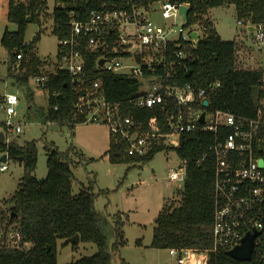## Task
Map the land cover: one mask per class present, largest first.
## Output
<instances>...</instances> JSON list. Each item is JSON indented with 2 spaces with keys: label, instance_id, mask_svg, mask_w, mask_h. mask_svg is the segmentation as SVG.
Here are the masks:
<instances>
[{
  "label": "trees",
  "instance_id": "trees-1",
  "mask_svg": "<svg viewBox=\"0 0 264 264\" xmlns=\"http://www.w3.org/2000/svg\"><path fill=\"white\" fill-rule=\"evenodd\" d=\"M55 6L50 14L51 34L57 41L66 38L69 31L70 8ZM62 1V0H61ZM189 7L187 26L210 27L204 19L212 9L231 5L237 23L242 27L264 26V0H173ZM85 11L95 7L93 2H82ZM46 13V0H28L27 3H15L10 0L7 6L6 20L15 26L14 32L4 31L0 37V46L6 52L7 80L12 86L26 89L27 109L32 108V94L28 90L30 80L41 77V60L36 56L35 43L40 33L34 35L29 44L25 35L29 24H38V19ZM81 21V0L76 1L75 16ZM212 25V24H211ZM238 45L234 41H223L214 27L205 31L197 47L189 50L185 72L176 76L177 84H189L197 89H207L209 84L219 83V87L209 92L207 101L210 110L222 111L235 116L251 118L255 111V97L260 72L236 68ZM81 54V45L79 47ZM20 54V60L16 55ZM96 53H83L85 58L84 77H70L64 71L54 70L46 76L43 90L47 94L46 109L39 115L45 123L67 126L72 130L81 125V119L74 115L78 100L91 87L93 81H99V93L108 103L118 106L119 116L129 118L138 134L155 137L170 133L169 120L174 114V105H156L138 109L130 102L137 92L138 81L132 77L115 76L100 71H92ZM57 56V55H56ZM18 63V72L13 66ZM132 129V128H130ZM214 141L207 133L184 134L180 136L179 146L175 149L164 148L158 141L152 140L144 157L127 156L126 140L109 137L106 158L109 164L144 165L156 154L165 150L173 152L178 161H185L186 173L183 189L176 204L164 205L158 213L152 230L149 248L154 250H192L205 252L212 248L211 231L213 218V176L214 165L211 160L200 162L207 147ZM0 152L7 160L19 162L23 176L19 180L13 195L5 201L10 205L7 213H2L8 224L18 227L23 241L29 244L25 251L0 252V264H57V241L68 244L69 239L78 236L79 243L92 244L96 248L94 255L83 257L72 264H111L112 255L107 250L104 226L107 224L94 209L96 196L92 186L73 195L74 162L82 155L70 147L65 153L59 152L52 144L44 147L47 174L44 180L37 181L32 176L37 161L34 143L18 146L14 141L0 144ZM21 159V160H20ZM115 242L111 253L123 246L121 223L114 217ZM124 264V263H123ZM207 264H264V262H238L227 255L226 250L208 252Z\"/></svg>",
  "mask_w": 264,
  "mask_h": 264
},
{
  "label": "built area",
  "instance_id": "built-area-1",
  "mask_svg": "<svg viewBox=\"0 0 264 264\" xmlns=\"http://www.w3.org/2000/svg\"><path fill=\"white\" fill-rule=\"evenodd\" d=\"M76 1L60 0L56 4L60 9L70 8V21L67 37L58 41L55 69L82 79L86 65L83 53H96L92 71L138 81L137 92L130 101L136 108L174 105L176 110L169 120V134L158 137L138 134L129 118L119 116L118 106L106 102L98 92L99 81H93L87 94L78 100L75 120L82 117L81 125L107 126L111 137L127 141V156L144 157L152 140L164 148L175 149L184 134L207 133L214 138L200 159V162L211 160L214 165L212 248L205 252L171 249L169 256L176 264H192L194 254L202 253L206 257L203 264H207L208 252H228L239 247L246 235H255L251 261L264 262V70H258L256 107L251 118L210 110L207 96L219 83L197 89L189 84L178 85L176 79L179 73H189L184 62L189 50L195 48L189 35L197 33L199 42L202 34L213 27L208 14L204 19L210 27H188L178 14L182 7L189 14V7L177 1L90 0L95 7L85 11L82 7L85 0H81V21H77ZM159 21L172 25L166 27ZM175 23L179 26L177 30ZM237 25L242 27L241 23ZM248 28L253 29L256 46H264V26L244 27L246 31ZM20 57L19 54L15 58L19 61ZM32 80L43 90L45 76ZM9 97H15V104L9 102ZM205 101L207 107L203 106ZM18 102L13 94H0V132L4 143L21 133L20 123L15 121ZM3 156L5 162L1 161ZM7 161L0 152V173L7 170ZM185 173L186 163L179 161L177 171H169L167 179L172 183L184 181ZM28 248L18 227L8 224L0 212V252Z\"/></svg>",
  "mask_w": 264,
  "mask_h": 264
},
{
  "label": "rangeland",
  "instance_id": "rangeland-1",
  "mask_svg": "<svg viewBox=\"0 0 264 264\" xmlns=\"http://www.w3.org/2000/svg\"><path fill=\"white\" fill-rule=\"evenodd\" d=\"M28 0H14L15 3H27ZM10 0H0V37L4 33L14 32L15 26L6 20L7 6ZM55 0H46V13L38 19V24H29L25 42L29 43L34 35L40 33L35 43L36 56L41 60V76L54 73L58 41L51 34L52 20L50 14ZM214 30L223 41H234L238 45L236 68L245 70H264V46L257 47L254 36L244 27L237 25L234 7L224 5L212 9ZM162 23V21H159ZM166 27L171 22L162 23ZM175 29L179 28L175 23ZM6 52L0 46V94H13L18 98L15 121L20 123L21 133L11 138L18 146L34 143L37 155L36 167L32 176L37 181L45 179L46 155L44 147L52 144L55 149L65 153L70 147L77 150L82 158L70 156L75 163L71 169L73 175L72 193L78 195L82 189L92 186L96 196L95 211L106 221L104 231L107 239V250L112 255L111 264H176L167 250L149 248L154 221L164 205L176 204L183 189V181L169 182V171H177L179 161L173 152L161 151L147 164L128 165L109 164L106 158L110 133L102 124L76 125L72 130L67 126L45 123L39 111L46 109L47 94L35 85L28 83L31 92L32 108L27 109L26 89L11 85L7 80ZM239 66V67H238ZM243 66V68H242ZM18 72V63L14 66ZM166 141V139H164ZM7 170L0 173V212L7 213L10 205L5 204L16 190L23 176L22 165L14 160L7 161ZM121 223V239L123 246L111 253L115 242L114 217ZM57 264H72L83 257L95 254L92 244L78 243L64 245L57 241ZM192 264H203L204 254H194ZM207 260V259H206Z\"/></svg>",
  "mask_w": 264,
  "mask_h": 264
},
{
  "label": "water",
  "instance_id": "water-1",
  "mask_svg": "<svg viewBox=\"0 0 264 264\" xmlns=\"http://www.w3.org/2000/svg\"><path fill=\"white\" fill-rule=\"evenodd\" d=\"M187 14H188V9L185 7H182L179 11L178 18L180 19V21L183 24L187 23ZM247 31L249 33H252L253 29L248 28ZM189 37L195 43V47H197V45H198L197 33H191L189 35ZM99 64H101V62ZM189 75H190V73L187 74V76H189ZM203 106L207 107L206 101L203 102ZM203 116L204 115H202L200 117V120H199V122L201 124L203 123ZM3 143H4V135L2 132H0V144H3ZM1 161L5 162V156H3L1 158ZM254 237H255V235H246L243 238L241 245L237 248H234V249L228 251L227 255L235 261L243 262V263H249L251 261V255H252V251H253ZM69 243L72 245H77L79 243L78 236L75 235L73 238L69 239Z\"/></svg>",
  "mask_w": 264,
  "mask_h": 264
},
{
  "label": "clouds",
  "instance_id": "clouds-1",
  "mask_svg": "<svg viewBox=\"0 0 264 264\" xmlns=\"http://www.w3.org/2000/svg\"><path fill=\"white\" fill-rule=\"evenodd\" d=\"M9 102L12 103V104H15V97H9ZM12 109L10 108L9 109V112L12 113Z\"/></svg>",
  "mask_w": 264,
  "mask_h": 264
},
{
  "label": "crops",
  "instance_id": "crops-1",
  "mask_svg": "<svg viewBox=\"0 0 264 264\" xmlns=\"http://www.w3.org/2000/svg\"><path fill=\"white\" fill-rule=\"evenodd\" d=\"M211 11V10H210ZM208 17H209V19L211 20V22H212V24H213V19L210 17V12L208 13ZM213 27H214V25H213ZM221 39V38H220ZM239 67V66H238ZM242 68H243V66H242ZM239 69H240V67H239Z\"/></svg>",
  "mask_w": 264,
  "mask_h": 264
}]
</instances>
